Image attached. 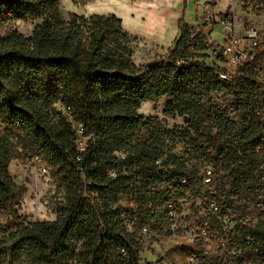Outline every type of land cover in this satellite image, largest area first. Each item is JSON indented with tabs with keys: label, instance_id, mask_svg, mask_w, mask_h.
<instances>
[{
	"label": "trees",
	"instance_id": "trees-1",
	"mask_svg": "<svg viewBox=\"0 0 264 264\" xmlns=\"http://www.w3.org/2000/svg\"><path fill=\"white\" fill-rule=\"evenodd\" d=\"M59 1L0 0V215L8 217L0 235V264H141L137 236L155 219L148 205L171 198L164 199L157 185L178 181L175 186L183 189L180 179L190 185L200 173L169 150L165 140L172 132L145 120L142 104L166 97L164 113L189 124L171 141L186 137L198 146L194 135L202 127L204 97L231 87L241 135L216 153L200 151L209 164L230 170L237 186L247 175L245 167L256 182L259 177L257 94L248 79L237 85L221 81L217 67L206 62L205 36L193 27L182 26L157 66L140 67L133 60L136 38L120 18L71 14L65 20ZM256 1L264 12V0ZM32 19L41 23L30 36L7 27ZM216 112L217 137L230 136L235 123L226 112ZM68 116L84 129L83 152ZM121 149L125 160L114 155ZM20 155L42 157L63 192L54 221L21 220L27 188L10 172ZM118 165L126 171L111 177ZM130 200L134 209L116 208ZM249 235L240 245L243 253L264 258V220Z\"/></svg>",
	"mask_w": 264,
	"mask_h": 264
},
{
	"label": "rangeland",
	"instance_id": "rangeland-1",
	"mask_svg": "<svg viewBox=\"0 0 264 264\" xmlns=\"http://www.w3.org/2000/svg\"><path fill=\"white\" fill-rule=\"evenodd\" d=\"M207 0H202L205 2ZM216 2L215 10L223 11L228 0H213ZM59 7L62 17L69 19L71 14L90 16L93 14L114 15L122 20L125 31L129 32L136 40L132 43L134 50L133 60L137 66L144 67L153 61H161L168 55V51L174 47L176 41L181 35L182 26L197 27L201 24V13L203 5L198 0H94L85 2L83 0H60ZM198 13V16H196ZM258 20L264 12H257ZM41 19H32L28 21H16L7 25L8 28H15L25 36H30ZM4 27V30L7 29ZM213 37L219 41L224 40L220 25H216ZM206 62L217 65L216 60H220L217 51L211 49L205 50ZM235 93L231 87L225 88L220 92L211 93L204 97L202 114V127L198 135H194L195 141L200 145L209 148L210 151H217L218 147L227 145L234 137L239 139L242 131V122L234 111ZM166 97L154 99L142 104L139 113L145 120L151 119L153 124L172 132V138L165 140L170 145L173 144L176 135L183 130L189 129V124L183 117H171L164 113ZM226 112L227 119L235 125L232 127L231 135L219 139L217 129L213 127V119L216 117V110ZM193 140V139H192ZM193 145V144H192ZM191 146L188 147L189 154ZM193 150V149H192ZM186 149L178 151L181 156ZM190 166H194L198 171L204 168L208 163L204 157L199 160H191ZM163 164V160L160 163ZM163 166V165H162ZM219 171L220 183L225 190L223 197L226 200L230 212L235 215H243L253 211L256 201V180L253 171L250 168H244L247 175L242 176L238 185L234 184V176L229 171L220 168V165L214 166ZM249 169V170H248ZM10 172L16 182L27 188L23 196L22 203L18 213L22 221H54L57 218V207L63 201V192L58 184L52 179L46 182L42 174L38 171L37 165L19 156L12 161ZM199 173V174H200ZM257 174V171L254 172ZM176 181L175 183H177ZM175 183H159L158 190L162 192L163 198L168 196L175 197L182 194V189L175 186ZM123 206L128 205L127 201L121 202ZM7 215H0V235L3 226L7 222ZM258 221L262 220L258 217ZM198 216L192 218V223L198 224ZM142 251L140 253L141 264H232L220 260L209 261L206 263L193 262L191 256L194 251H202L207 248L213 249L217 254L219 241L200 242L192 247L191 245L179 242L164 234L152 237L150 234H138ZM235 246V245H234ZM264 255V254H263ZM252 264H264L261 259H250L247 255L242 256ZM237 258L241 264V259ZM19 264V263H16Z\"/></svg>",
	"mask_w": 264,
	"mask_h": 264
},
{
	"label": "built area",
	"instance_id": "built-area-1",
	"mask_svg": "<svg viewBox=\"0 0 264 264\" xmlns=\"http://www.w3.org/2000/svg\"><path fill=\"white\" fill-rule=\"evenodd\" d=\"M199 4L203 5L201 24L193 27L205 36L207 50L217 51L220 60H216L219 78L228 85H237L242 80H249L257 94V106L255 108L256 122L260 131L255 144V153L258 155V173L256 182V201L253 211L243 215H235L227 207L226 200L221 192V183L218 173L213 164L207 163L201 170L199 177L193 184H188L187 179L179 180L184 185L182 194L171 197L161 202H151L148 207L151 209L155 219L151 225H144L142 232L152 237L161 233L172 239L184 242L192 247L200 242L219 241L217 247L219 253L205 247L202 251H194L191 256L193 262L206 263L220 260L225 263H238L237 258L244 255L240 245L243 237L249 241L251 229L257 224L258 217L264 220V15L258 20V4L256 0H228L223 11H216V2L207 0ZM198 16V13L197 15ZM220 25L224 36L223 41L213 37L216 25ZM66 113L65 109H62ZM72 122L73 129L77 136V149L80 152L85 150L86 138L81 125ZM186 137H179L170 145L169 150L177 157L191 164V160L202 159L203 154L195 144ZM191 146L189 154L188 147ZM206 148V147H204ZM186 149L184 155L178 151ZM210 152V150H208ZM119 160H125L127 152L125 149L117 150L114 153ZM37 165L38 171L46 182H51L50 169L40 156L27 157ZM161 159L157 161L161 163ZM120 169L125 172L126 167L120 165L110 173L111 177H117ZM84 179H86L84 177ZM90 185L91 181L86 180ZM126 206L121 203L116 208H135V201H127ZM198 216V224L192 223V218ZM126 219V216L122 214ZM32 222L25 221V223ZM156 225V226H153ZM130 226V225H129ZM235 245V246H234ZM241 264H252L242 257Z\"/></svg>",
	"mask_w": 264,
	"mask_h": 264
},
{
	"label": "water",
	"instance_id": "water-1",
	"mask_svg": "<svg viewBox=\"0 0 264 264\" xmlns=\"http://www.w3.org/2000/svg\"><path fill=\"white\" fill-rule=\"evenodd\" d=\"M157 64H158V61H153V62L148 63V67L153 68V67L157 66Z\"/></svg>",
	"mask_w": 264,
	"mask_h": 264
}]
</instances>
